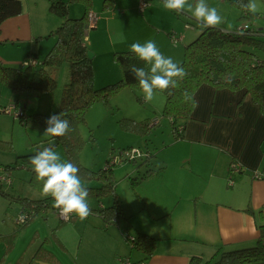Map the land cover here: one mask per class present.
I'll return each mask as SVG.
<instances>
[{
  "label": "crops",
  "instance_id": "crops-1",
  "mask_svg": "<svg viewBox=\"0 0 264 264\" xmlns=\"http://www.w3.org/2000/svg\"><path fill=\"white\" fill-rule=\"evenodd\" d=\"M22 1V12L0 23V58L12 65H21V61L31 55L42 59L55 41L49 33L61 22L59 16L49 11V0ZM225 3L226 0H219V6ZM139 4L140 0H108L106 3L105 0H93L92 10L97 12L99 19L88 31L89 47L93 48L94 44L101 46L105 42V34H108L111 40L107 41L110 49L106 53L111 56L116 50H129L134 42L143 44L153 40L165 57L180 62L184 47L171 42V33L183 34V41L187 43L200 29H186L188 14L182 18L180 14L165 9L163 0H151L144 9ZM230 8L231 15L236 12L235 21L237 16L233 24L229 23L234 19L230 20L228 14L225 17V12L219 10L225 27L234 28L250 23L251 26L264 28L262 24H252L246 17L240 18L241 10L233 12V7ZM82 11L84 13V5ZM82 11L78 6L77 12ZM127 25L137 30L133 31ZM113 28L116 29L114 33ZM24 41L28 44L25 47L22 46ZM15 44L19 45L18 51L8 55L4 49L14 50ZM95 52L94 56H97ZM94 75L95 85L101 86L117 80L120 67L111 56L110 60L102 59L94 64ZM16 96L11 92L9 102L15 101ZM25 97L19 95L18 102H23ZM195 98L196 106L186 122L184 137L165 141L166 144L161 143L160 147L156 145L160 152L157 157L154 156V163L151 158L138 166L142 158L134 160L137 163L132 174L138 172V175L134 174L138 178L134 188L139 187L143 208L150 212L146 227L136 228L135 232L144 231L159 238L154 253L144 264H190L194 255L201 256L204 261L216 260L222 249L253 246L259 240V224L264 222V114L250 94L243 95L242 91L227 87L217 88L204 83L198 87ZM148 104L153 110L159 108L154 100ZM233 161L238 162L241 169L235 173L234 184L230 186L227 178ZM149 163L155 168L165 167L150 177L140 179L146 171H143L144 165ZM11 187L10 182L2 188L15 193ZM12 205L13 202L9 205L6 199V203L0 206V218L4 220L0 226V264H15L17 261L21 264H63L56 253L45 245L47 232L43 239L39 228L34 231L35 236L30 238L26 248L22 247L23 243L21 249L17 248L16 238L22 229L11 239V233L17 226L16 215L11 213ZM15 208L20 209V205L16 203ZM51 211L59 222V216L54 210ZM3 212L9 218L5 215L2 217ZM48 212L44 215L46 224L51 219L52 223H56ZM90 215L85 218L86 225L91 221ZM128 219L121 218L119 223L111 222L104 226L103 219L97 215L92 218L91 227L104 233L109 243L112 240L118 242L123 229L121 226L127 225ZM54 226L50 230L53 231ZM58 239L62 244L59 236ZM41 246L51 250L58 261L35 255ZM129 246L127 256L132 261L141 262L144 255ZM101 252L99 257H103ZM114 253L117 254L116 251L109 254L113 257L110 261L124 264ZM99 264H103L101 259ZM242 264H264V260Z\"/></svg>",
  "mask_w": 264,
  "mask_h": 264
},
{
  "label": "trees",
  "instance_id": "trees-1",
  "mask_svg": "<svg viewBox=\"0 0 264 264\" xmlns=\"http://www.w3.org/2000/svg\"><path fill=\"white\" fill-rule=\"evenodd\" d=\"M72 1L83 3L84 13L81 16H71ZM232 1L241 7L239 0ZM49 2L50 11L61 18L60 24L50 32V35L55 36L53 45L37 65H12L0 58V83L6 85L17 95L15 101H18L19 95L25 97L31 92L53 91L57 85L56 69L64 60L69 62L70 78L63 88L59 107L53 108L50 113L35 112L30 114L25 111V114L19 118L26 125L45 129L47 127L46 120L50 115L60 112L67 113L66 118L70 121V131L62 137L49 136L45 138L47 142L44 143V147L63 144L68 160L80 169L79 175L82 177V182L89 189L88 198L100 201L102 197L110 193L113 195L111 203L100 201L95 205L88 201L91 209L90 214L99 215L103 219L104 226L111 222L119 223L121 218L128 219L129 216L123 211L121 198L116 191L113 164H110V158H107L104 167L92 169L79 162V150L82 146L79 124L86 121V113L94 102L108 103L110 97L122 86L132 87L136 92L137 99L143 101V91L130 69L133 65L145 68V70H148L149 67L148 64L132 54L130 49L116 50L113 56L120 67V77L113 82L96 86L93 57L90 56L92 51L87 44V34L90 30L87 28L88 13L92 10L93 0H49ZM106 2L108 0H105ZM243 3H247V0H243ZM22 10V0H0V23L10 16L21 13ZM241 11L240 18L251 19L257 14H252L242 7ZM184 13L188 14L186 23L199 28L200 31L185 44L184 56L178 62L186 70V77L179 82V87L161 92L165 96L162 115L170 119L174 139L184 137L186 122L192 116L195 108L191 103L183 101L182 94L187 90L196 101L195 93L198 87L204 83L217 88L227 87L233 91H242L243 95L250 94L264 114V57L257 53L258 49L264 52V28L251 26L250 23L236 25L234 28H227L224 24L216 27H204L190 12L185 11ZM241 32L244 34L241 35ZM158 124V121L149 116L142 119L131 117L121 119V125L124 128L143 135H148ZM0 144L7 146V143ZM39 150L42 149L38 147L35 151L23 156L28 158ZM148 153L149 150L146 151V155L142 157L143 161L138 166L151 160L153 154L148 155ZM11 167L6 164L4 169L11 171ZM164 167H149L140 179L150 177ZM137 179L136 177L131 179L132 187L135 186ZM29 181L42 191V182L35 180L33 169ZM91 181L97 182L98 185L89 184ZM0 193L8 198L9 205L12 200L17 201L20 205L18 213L26 215L23 222L15 221L17 226L11 233V239L35 217L44 216L46 211L54 209L51 196L43 194L39 197H32L21 193H12L4 188H0ZM75 217H77L76 214L71 220ZM68 221L60 219L59 224ZM55 229L56 227L53 230ZM259 232V240L256 245L222 249L216 260L204 261L201 256L194 255L190 259V264H242L264 260V222L259 224ZM53 233L56 235L55 231ZM126 236L131 247L144 255L141 260L143 263L154 253L159 240L158 237L144 231H136L135 234ZM35 255L58 261L51 250L42 246L39 247ZM15 264L21 263L17 261Z\"/></svg>",
  "mask_w": 264,
  "mask_h": 264
},
{
  "label": "rangeland",
  "instance_id": "rangeland-1",
  "mask_svg": "<svg viewBox=\"0 0 264 264\" xmlns=\"http://www.w3.org/2000/svg\"><path fill=\"white\" fill-rule=\"evenodd\" d=\"M149 1L151 0H148V3ZM206 2L210 7H215L219 14H221L219 10H223V12L226 13H223L225 17H227L228 14L230 20L234 19V22H230L229 24H233L237 21V16L235 21V10H241V7L236 5L232 0H226V3L222 6H219V0H206ZM189 3L194 4L195 0H189ZM255 3L257 4L258 9L256 12L257 14L251 19H246H249L252 24L255 23L257 25H264V0H255ZM71 5V16L79 17L83 14L82 2L72 1ZM78 6H81L82 12H77ZM230 6L233 7V12H235L232 15L230 12ZM180 15L182 18L187 17L184 12L180 13ZM179 21L181 23L183 22L181 19H179ZM129 27L133 31L137 30L134 27ZM193 28L194 27H186V29L189 30H192ZM125 30L127 31V29ZM114 32H116L115 28L112 29V33ZM105 35V42H103L101 46L94 44V49L91 48L93 53H96L95 51H97V56L95 55L93 58L94 64H97V62L102 59L110 60L111 56L114 58L113 55L110 56L106 53L110 49L107 47V41L111 40V36L108 34ZM49 36L53 35H50L49 33ZM113 36L115 37V34ZM170 40L174 45H178L181 48H183L184 43H186V41H183V38L179 39L176 43L173 42L171 38ZM27 45L28 44L25 43V41L22 44L23 47ZM13 47L14 50L10 48L9 51V49L6 48L4 51H7L8 55H10V52H17L19 45L15 44ZM257 53L264 57V52L262 50L258 49ZM25 60L21 61L22 64H24ZM56 77L57 85L53 91L43 93L31 92L25 97V100L20 104L25 106L24 109L26 112L30 114L35 112L50 113L53 108L59 107L60 101L62 100L63 88L70 78V65L67 60H64L56 69ZM11 92L10 88L0 83V106L10 103L9 98ZM155 96V105L159 107L155 108L156 110L150 108V105L146 103L144 99L143 101H139L136 97L135 90L130 86H122L110 97V101L108 103L103 101L94 102L86 113V121L79 124V131L82 137V146L79 150L78 156L79 162L89 168L99 169L100 167L105 166L107 158H111L121 149L133 145L141 147L143 151H147L149 149L148 155L153 154L151 158H153L152 163H154V156L160 152V149H158L156 145L160 147L161 143L166 144L165 141H171L174 139L170 120L162 115L165 96L160 92H156ZM147 116L152 117L155 121L159 122V124L153 128V131L150 132L147 137L142 133L130 131L121 125V119H123V117L142 119ZM44 131V128L24 124L20 118L14 116L13 113L0 111V143H7V146L0 144V166L1 168H4L6 164L12 166L11 171L8 172H11V190H14L13 192L16 194L22 193L23 195H29L32 197H39L43 195V192L29 181L33 169V165L30 162V158L32 156L27 158L23 155L35 151L38 147L39 149L44 148V143L47 142L45 138L50 136L44 133ZM148 136H150V138ZM53 148L61 154L64 160L69 161L63 144H57ZM136 163L137 162L134 160L128 159L118 160L113 163V177L116 181V191L118 196L121 198V204L124 212L126 211L127 216H130V219L127 220L128 224L121 226L123 229L120 231L121 236L119 237L118 242L112 240L111 243H109L107 237H104L106 236L104 233L99 230H95V228L92 229L91 223L94 221L92 218L97 216L95 213L90 215L91 221L87 225L85 221L86 219L81 220L78 216L75 220L59 224L56 216L54 215L55 213L51 211L52 209H49L48 213L50 217H53L56 220V223H52L51 219L49 220V223L46 224L44 219L45 217L42 215L35 217L17 236V248L21 249L22 243V247L26 248L30 238L35 236V234L33 235L34 231L39 228L43 239L44 234L47 232L45 235H47L48 238L45 240V245L56 253L59 259L62 260L63 264H75L79 262H84L85 264H99L100 259L103 264H113L110 261L113 257L109 254H112L114 251H116L117 254L114 253L113 255L117 257L120 262L122 258H127L130 244H128L129 241L126 235L135 234L136 228H145L147 225L146 223L148 222V214L150 213L147 209L143 208L144 202L142 196L138 194L140 193L139 187L137 186L136 189L131 187V178L135 177V173L138 175L137 171L132 174L133 169L136 168ZM30 166L32 167L31 169ZM144 166L143 171L149 167H154L150 163ZM89 184L98 185L95 181H91ZM5 198L8 200L7 197L0 193V206H2L4 202L6 203ZM112 200L113 195L110 193L107 196L102 197L100 201L111 203ZM88 201L90 204H98L100 202L94 198H88ZM11 202H13L11 213L17 215L19 208L16 209L15 205L16 203H19L14 200ZM4 215L5 212L2 213V217ZM6 218L9 217L6 216ZM36 219L38 221H35ZM3 221L4 220L0 218V226ZM122 222L125 223L126 220H122ZM54 225L57 226L53 231L57 232L59 238L63 242L62 244L59 241L58 236L50 230V228ZM112 226L118 227L119 225L113 224ZM26 229H29V231H26ZM130 229L132 232H130ZM15 244L13 248L15 247ZM115 248H118V250H115ZM108 251H110V253H108ZM99 252H101V256L103 257H99ZM133 253L137 254L136 251H133Z\"/></svg>",
  "mask_w": 264,
  "mask_h": 264
},
{
  "label": "clouds",
  "instance_id": "clouds-1",
  "mask_svg": "<svg viewBox=\"0 0 264 264\" xmlns=\"http://www.w3.org/2000/svg\"><path fill=\"white\" fill-rule=\"evenodd\" d=\"M239 2L242 8L252 14L258 11L255 0H248L247 3H243V0ZM163 7L177 14L188 11L204 27H216L223 23V18L217 9L210 7L206 0H195L194 4L189 3V0H163ZM130 52L150 65L148 70L135 65L130 69L143 91L146 103L154 100L157 91L163 92L179 87V82L187 75L184 67L171 57H165L153 40L143 44L132 43ZM182 98L185 103L196 106L194 97L187 90L182 94ZM66 116L67 113L63 112L50 115L46 120L47 127L44 133L53 137L65 136L70 131V121ZM30 162L33 165L35 180L42 182L43 194L53 198V207L59 210L62 218L70 219L71 214L75 213L83 220L90 215L89 189L82 182L80 169L76 164L64 160L52 146L37 151L30 158ZM20 219L23 222V213Z\"/></svg>",
  "mask_w": 264,
  "mask_h": 264
},
{
  "label": "built area",
  "instance_id": "built-area-1",
  "mask_svg": "<svg viewBox=\"0 0 264 264\" xmlns=\"http://www.w3.org/2000/svg\"><path fill=\"white\" fill-rule=\"evenodd\" d=\"M147 4H148V0H140L139 6L141 9H144L147 6ZM98 19H99V16H98L97 12L94 10H90L88 13V26H87V28L90 29L91 27L95 26L98 22ZM185 25H186V27H193L191 24H188V23H186ZM182 38H183L182 34H176L174 32L171 33V39L175 43L179 39H182ZM39 63H40L39 59L36 58L35 56H32V55L29 56V58L24 62V64H26V65L27 64L37 65ZM0 111H6L9 113H13L14 116H16V117H21L22 115L25 114L24 106H22L18 101H12L7 105L0 106ZM145 155H146V151H143V149L141 147L131 145L129 147H125V148L121 149L118 153H115L110 158L109 163L113 164V163L117 162L118 160H124V159L135 160L137 158H142ZM240 169L241 168H240L238 162L233 161L230 164V169H229L228 178H227L228 184L230 186L234 184L235 173ZM10 181H11V172H8L7 170H5L4 168H1V166H0V188H2L6 184H9ZM53 210L56 212V214L59 216L60 219L65 220V221L71 220V218L75 214V213L71 214L70 219H65V218H62L60 216L58 209L54 208ZM21 214L22 213H18L15 216L16 222H21V219H20ZM23 215H24V219H23V221H24L26 215H25V213H23ZM113 220H115V219H113ZM122 261L124 264H144L142 262L132 261L130 257L124 258V259H122Z\"/></svg>",
  "mask_w": 264,
  "mask_h": 264
},
{
  "label": "water",
  "instance_id": "water-1",
  "mask_svg": "<svg viewBox=\"0 0 264 264\" xmlns=\"http://www.w3.org/2000/svg\"><path fill=\"white\" fill-rule=\"evenodd\" d=\"M90 56H91V57H93V56H94V53H93V52H91V53H90Z\"/></svg>",
  "mask_w": 264,
  "mask_h": 264
}]
</instances>
